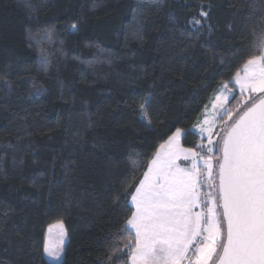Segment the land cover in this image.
<instances>
[{"label": "trees", "instance_id": "trees-1", "mask_svg": "<svg viewBox=\"0 0 264 264\" xmlns=\"http://www.w3.org/2000/svg\"><path fill=\"white\" fill-rule=\"evenodd\" d=\"M202 3L211 16L197 31ZM262 16L264 0H0V264H50L44 234L58 221L59 264H99L130 156L173 125L192 127L229 71L221 57L238 65ZM73 21L80 31L69 36ZM53 26L63 45L43 37ZM150 92L147 131L128 105Z\"/></svg>", "mask_w": 264, "mask_h": 264}, {"label": "snow or ice", "instance_id": "snow-or-ice-1", "mask_svg": "<svg viewBox=\"0 0 264 264\" xmlns=\"http://www.w3.org/2000/svg\"><path fill=\"white\" fill-rule=\"evenodd\" d=\"M211 7L200 5L191 22L197 31ZM64 28L69 36L80 31L78 21ZM250 34L244 54L232 58L238 65L221 57L229 71L192 127L173 125L150 153L130 156L131 174L113 187L120 215L99 264H264V16ZM28 35L35 40L37 34ZM42 35L63 45L55 26ZM41 55L47 72L48 56ZM157 99L150 92L138 107L128 105L147 131ZM190 135L196 139L189 141ZM63 237L61 231L55 243L45 244L42 260L65 259Z\"/></svg>", "mask_w": 264, "mask_h": 264}, {"label": "rangeland", "instance_id": "rangeland-1", "mask_svg": "<svg viewBox=\"0 0 264 264\" xmlns=\"http://www.w3.org/2000/svg\"><path fill=\"white\" fill-rule=\"evenodd\" d=\"M210 110H211V106L209 105V111ZM61 231H63V233H64V237L63 238L66 241V235H65L62 223L58 221V222H54V223L49 224L47 226V228L45 230V234H44L43 249H44V246H45L46 243H48V244L55 243L57 241ZM42 254H43V252H42ZM46 262H48L50 264H58V262L52 261V260H47Z\"/></svg>", "mask_w": 264, "mask_h": 264}]
</instances>
